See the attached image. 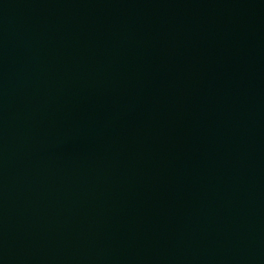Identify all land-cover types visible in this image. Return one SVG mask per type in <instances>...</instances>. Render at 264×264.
Here are the masks:
<instances>
[{"label":"water","instance_id":"95a60500","mask_svg":"<svg viewBox=\"0 0 264 264\" xmlns=\"http://www.w3.org/2000/svg\"><path fill=\"white\" fill-rule=\"evenodd\" d=\"M0 264H264V0H0Z\"/></svg>","mask_w":264,"mask_h":264}]
</instances>
